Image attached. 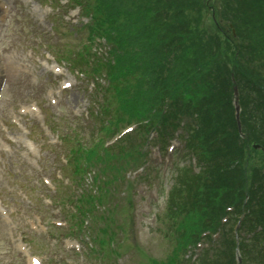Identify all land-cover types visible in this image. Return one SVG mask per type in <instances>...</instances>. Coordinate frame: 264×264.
Masks as SVG:
<instances>
[{
	"label": "rangeland",
	"instance_id": "rangeland-1",
	"mask_svg": "<svg viewBox=\"0 0 264 264\" xmlns=\"http://www.w3.org/2000/svg\"><path fill=\"white\" fill-rule=\"evenodd\" d=\"M44 1L48 2L47 4H52L54 9L56 8L54 13H49L48 17H46V14L39 12V16L36 15L33 17L26 10L17 11L16 14L20 15L16 17L13 16L5 23L6 26L3 32L5 36H1V38H5L0 42V66L5 65V61L3 60L5 56L13 55L20 57L18 64L24 68H30V73H18L15 76H13L12 72L3 73L5 77L4 81H8L5 82V93L3 100L0 102V118H5L0 119V124H5V120L8 122L15 120L19 121L22 125H30L34 121L36 123L46 119L47 121L54 122L53 124L60 131L59 133L62 138L64 137V142L57 147L51 146L44 148L45 153L40 162L43 170L44 166H49V171L38 174L35 168L39 161L38 150H36L34 154L27 151L24 142L20 138V132H18L17 135L13 133L15 129H5V136L8 138L7 144L0 135V196H3L5 200L4 209L9 212V214L6 213L5 215L0 212V264H23L21 256H19L12 245V243L15 244L16 239L19 240V237L22 236L23 229L26 231V239L30 243L34 254L49 258L48 264L50 262V264H152L149 257L157 260L166 258L165 261L167 264H172V261H174L176 257L175 254H171L175 243L170 240L173 234L170 235L169 232H174L177 237L180 236L181 233H185L184 229H179L181 233L175 230L169 213H167V211L164 212L165 198L168 197V192L171 189L170 187L176 184V182L174 183L173 180L171 181V176L168 172L163 173L159 171L160 168L148 170L144 173L142 179L133 180L131 178V172L135 170V167L140 162L134 163L135 167L133 168H115L113 171L98 175L100 182L107 185L103 188L102 192L107 194L112 193V197H115L117 205H122L121 208L117 209L118 211L123 212L124 208H127L126 205L128 203L134 207L135 221L130 219L132 226H130L128 220H122L121 224L114 223L117 226L113 228L111 240L97 253H89L87 250L90 249L89 247L91 244L89 240L91 239H94V242L108 240L97 230V228L101 226V221L97 220L98 215H100V209L98 208L95 210V213H92L95 217H93V221L89 223L88 229L85 230L83 228L79 231V220L73 211V205L70 204V190H68V188L66 189L64 186L67 185L68 187L73 185L75 187L78 184L77 188L81 189L83 184H88L90 182V176L86 175L82 177L80 172L83 171L78 170L77 163L71 161L70 157L67 158L68 163H64L62 158L63 156H71V154L74 153L75 141L79 142V144H87V142H83L81 138L89 139L91 134L96 135L99 132L101 133H99L98 136L104 137L106 129L102 131L98 122H87L85 119L88 110H93V120L96 117L99 119V117L96 116V102L92 103V97L89 94V88L92 83L89 81L86 83L85 80H83V76L77 75L76 68L72 69V67H75L74 64L76 65V60L80 57L79 52L84 50L85 47L90 48V53H92L95 48L101 51H108L109 48L113 47L110 43H106L101 38L94 40V42L93 40L91 41L93 33L81 27V23H86L90 20L89 18H92L91 27L96 29V33L99 34V32L104 33L105 29L107 31L110 27H113L115 31H120L119 26L121 25L129 29V20L114 16L111 10V7H115V9L119 10L122 9L119 4L120 0H92L91 3L86 0H73L71 1L72 3H67V0ZM164 3H166L164 6H167V8L179 7L184 3L185 6L192 9L193 16L198 17L201 23L200 26L195 25V28H199L198 31L201 34L202 32L204 33V43L209 36H216L214 41L205 43V48L210 46L209 49L214 53L240 52L239 49L236 48L237 42L234 43L231 41L227 43L223 40V36H225L226 39H238L235 29L241 26H245L244 28L249 32L247 34L248 38L243 40V42L248 46H252H245L243 51L246 54H248L247 49L249 51L257 47L259 40L256 39V35L261 37V44H264V0H164ZM76 4L84 7V15L79 6H77L79 9H72ZM109 5L111 7H109ZM150 6L153 11L154 9L157 10L158 6L156 4L152 5L151 2ZM94 7L102 8L108 12L109 17L105 19V23L101 17L100 24H96V21H94L96 18ZM170 8L169 11H171ZM233 9L238 10V14L234 16L236 19L233 20V23L225 22L223 19V11L226 12ZM77 11H79V16H77ZM195 11L200 12L202 17H199L198 13L196 15V13H194ZM257 14L259 17L256 16ZM80 16L83 19H81ZM155 16L158 15L152 13L151 16L145 19L146 23L149 24L151 21H154L152 17ZM168 16L169 12L164 13V17ZM255 17H261L263 21L254 25L253 21H255ZM76 21L77 23L75 24H77V27L70 26L72 24L71 22ZM105 24L109 26V28ZM147 28L148 27L145 28L146 32L138 34L137 36L139 44L141 45H147L150 37H155L157 35V32L153 34L148 31ZM222 32L223 36L221 35ZM114 40L116 39L112 41ZM216 41L221 42L218 45ZM226 44L228 45L225 46ZM46 45L48 48H46ZM47 49H50L55 54L63 55L70 64L69 66L71 68L67 66L69 69L65 70V74L71 80L70 90L58 94V88L52 87L50 91L44 93V88L51 87V83L55 81V79L50 77L47 72L48 70L44 69L39 64V62H42L41 60L45 52H47ZM151 52L152 49L149 50L150 54L148 57H153ZM127 53L131 54L128 44L124 43L122 49V57H124V59L130 58V55ZM246 54H244L245 58L243 59L246 60L244 65L251 70L250 72L252 74L255 75V73L262 72L261 74L264 75V61L262 62V56L247 60ZM222 56L225 57L224 55ZM104 59L106 60L108 57L106 56ZM125 61L130 65L128 60L125 59ZM134 76L135 79L137 78L138 86L143 87L141 83L144 79L143 75L136 70L131 75L130 81L127 71H125V75L122 77L121 74H117L114 75V78L117 79L116 82L119 83L117 85L121 88L127 90V87L131 86L129 88L130 93L136 94L135 91H139V87H133L134 84H131V80L134 79ZM63 79L66 78L64 77ZM63 79L59 78V83L60 80ZM104 81L105 76L103 75L98 77L96 82L104 84ZM59 83L56 85H59ZM48 92L51 93L52 97L55 99V105H50L49 98H47ZM28 103L39 105L40 109L36 114L21 115V106ZM117 115L120 117L118 122H122V127L120 126L121 130L134 120L130 118V113L126 114L125 112H120L117 113ZM23 117H25V119ZM225 117L224 115L223 118ZM114 129L115 127L113 126L112 130ZM119 129L118 125L116 133ZM139 132L140 129L138 128L135 134L122 138L117 145L120 146L123 142L124 144L132 143V145H134V139L133 141H125V139L133 138ZM35 137L38 139L39 135L35 133ZM255 141H253V144H257ZM250 144L251 141L249 146ZM137 152L138 150L135 149L131 154L134 159L138 158V155H136ZM78 153H80V148H77V154ZM156 154L154 150H151V156H155ZM251 155L252 160L250 161V165H260V154L251 153ZM52 162H54V164H51ZM59 169L62 172L64 180L62 179L60 186L61 191L57 193L56 196L63 202L67 201V211L63 208V217L60 221L63 226L60 230H57V233L61 234V238L59 235L57 236L60 238L59 241H61V243L52 245L50 237L39 232L32 233V231L28 229V227H36L37 224L34 217L30 218L27 216L30 212H36L37 208H39V211L44 209L41 194L47 195L48 190L40 184L49 173L53 172L54 174V172L56 170L59 171ZM96 169H98V167ZM245 173L248 175L250 171L246 170ZM90 175L93 176V178L95 176L92 174ZM176 175L175 173L172 174V176ZM237 181H241V176L238 177ZM148 183L150 185H148ZM98 186V180L95 181V186L93 181L92 188L97 189ZM78 189L77 192L79 194ZM17 190L26 191L30 196V201L26 202L18 197ZM88 190L90 191V188H88ZM90 194L91 196L95 195L91 191ZM132 195H134V198L131 197ZM155 195H159V197L154 199ZM99 198V195H97L96 199ZM78 199L79 198H77V200ZM179 199L181 200L180 197ZM176 201H178V198L177 200L174 199V202ZM200 201L205 200L200 199ZM80 202L81 198L77 201V204H80ZM86 202H96L100 204L94 199L87 200ZM180 202L182 203V200ZM9 208H11V212ZM200 209L201 207H199V210ZM184 211L188 214H196L194 208L191 206H186ZM29 216H31V214ZM202 217L209 218V215L202 213ZM162 222L163 224H161ZM66 235L69 239L63 241ZM168 235L169 237L171 236L170 239H165L164 237ZM77 248L79 251H77ZM190 256V254L180 256L181 264H194L193 261L188 259ZM217 257H219V255H217ZM220 257L222 259H217L216 261H212V263L207 262L209 260H201L198 264H225L226 258L223 256Z\"/></svg>",
	"mask_w": 264,
	"mask_h": 264
},
{
	"label": "trees",
	"instance_id": "trees-1",
	"mask_svg": "<svg viewBox=\"0 0 264 264\" xmlns=\"http://www.w3.org/2000/svg\"><path fill=\"white\" fill-rule=\"evenodd\" d=\"M151 2L152 5L156 4L158 6L157 10L154 9L153 11L151 9ZM119 4L122 9H118V11L115 9V7H111L110 5L109 7H111L114 16L120 14L119 17L129 20V29L123 25L121 30L125 42L130 47L137 46L140 49L142 58L144 60L150 61L153 65L155 64V70L158 71V75L161 77V82L173 93H175L176 86L179 84V81H185L187 92H189V96H187L188 98H185V101H187L188 104L189 101L191 104L196 106L200 104V106H203L204 102L207 105L216 103L214 101L216 96L211 94V91L205 87L210 85V88H212L211 82H213L218 87L219 95L227 94L226 100H229L230 93H232V78H235L236 82H238L239 80H237L236 77L240 78L243 75L249 82H252V85L257 84L259 87L264 89V75L261 74L262 72L255 73L254 75L250 72L251 70L244 65L246 60L243 59L245 58L244 54L246 53L243 50L245 46L252 47L246 45L245 42H243V40L248 38L247 34L249 33L244 28L245 26L240 25V28L235 29V31H237L238 39H226V37L223 36V32L221 34L225 42H237L236 48H238L243 54L240 52L237 53L235 51L223 52V54H220L219 52L214 53L209 49L210 46L205 48V43L214 41L216 36H209L204 43V33L202 32L201 34L198 31L199 28H195V25L200 26L201 24L199 18L196 16L194 17L193 13H190L192 9L185 6L184 3H182L179 7L176 6L175 8H170L168 6L171 11H169L167 6H164L166 5L164 0H120ZM167 11L169 12V16L164 17V13H168ZM152 13L158 16L152 17L154 21H151L149 24H152L149 25L146 23L145 19L151 16ZM194 13H196V15L198 13L199 17H202L200 12L195 11ZM235 14H238L237 9L228 10L226 12L223 11L224 21L229 23L234 22L233 20L236 19L234 17ZM258 14L256 15L257 17H259ZM257 17L254 18V25L263 21V18ZM146 27H148V31L153 34H156L155 32H157V35L155 37H150L147 45H141L139 44L137 36L138 34L146 32ZM256 39L259 40L257 47L252 48L249 51L247 49L248 54H246V57L247 60H249L253 57L262 56L263 62L264 44H261L260 36L256 35ZM220 42L216 41L218 45ZM227 45L228 44L225 46ZM150 49H152L151 54L153 57H148L150 54ZM222 55H224L227 59ZM239 89L242 93L245 92L247 97L251 96L252 86L249 87L243 85L242 88L240 87ZM157 91L159 94L160 92L163 94L165 93L166 89L163 86L161 89L158 88ZM143 92L145 96H147V93L145 91ZM228 111L231 113L229 109ZM262 114L264 113L262 112ZM209 118L210 117H205L204 123L208 121ZM250 121H252V118L249 120V122ZM255 121L256 123L260 124L261 130V123L264 124V120H259L256 118ZM248 124L250 126L251 136L260 139L262 133L256 128L257 125H250V123ZM222 132L223 131L220 133L223 135L226 134L225 132ZM227 147L228 146L226 145L224 149L225 155L228 156L229 154L231 158L235 157V160L240 159L242 151L239 148L234 146L233 148L230 147L227 149ZM221 153L222 152L220 150L217 152L218 155ZM213 161L215 167L220 166L218 159H214ZM238 165V167L242 168V164ZM218 182L219 180L216 181V184Z\"/></svg>",
	"mask_w": 264,
	"mask_h": 264
}]
</instances>
